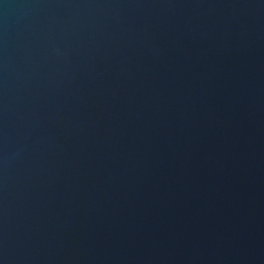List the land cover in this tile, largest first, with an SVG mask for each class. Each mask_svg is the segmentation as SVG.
<instances>
[{
  "label": "water",
  "instance_id": "water-1",
  "mask_svg": "<svg viewBox=\"0 0 264 264\" xmlns=\"http://www.w3.org/2000/svg\"><path fill=\"white\" fill-rule=\"evenodd\" d=\"M0 264H264V0H0Z\"/></svg>",
  "mask_w": 264,
  "mask_h": 264
}]
</instances>
